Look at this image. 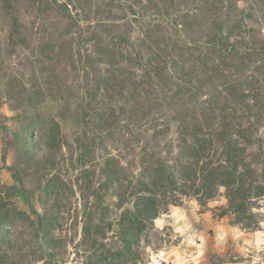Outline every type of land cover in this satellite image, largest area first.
I'll use <instances>...</instances> for the list:
<instances>
[{"label":"rangeland","instance_id":"374dc122","mask_svg":"<svg viewBox=\"0 0 264 264\" xmlns=\"http://www.w3.org/2000/svg\"><path fill=\"white\" fill-rule=\"evenodd\" d=\"M220 27L231 42L261 43L264 0H0V264H82L81 214L86 202L94 203V188L112 223L99 240L115 241L119 213L129 202L119 204L120 184L105 188L107 162L124 185L173 164L182 137L208 131L207 86L222 78L208 71L201 76L205 86L189 92L176 86L169 63L159 78L141 76L139 56H154L149 47L155 45L185 55L191 41L203 45ZM255 62L251 56L247 65ZM98 75L110 76L109 93L96 91ZM254 93L263 97L264 75ZM262 117L251 126L246 151L255 168L264 160ZM165 199L140 235L138 264H253L256 257L264 264V247L255 248V233L264 232V196L249 201L253 218L242 221L220 185L208 198L181 186ZM31 208L49 217L63 262L40 258ZM174 208L185 217L179 224Z\"/></svg>","mask_w":264,"mask_h":264},{"label":"trees","instance_id":"16d2710c","mask_svg":"<svg viewBox=\"0 0 264 264\" xmlns=\"http://www.w3.org/2000/svg\"><path fill=\"white\" fill-rule=\"evenodd\" d=\"M253 44L248 46L229 41V35H223L220 27L202 46L198 40L191 41L189 52L185 55L169 51L163 53L165 49L155 45L149 47L154 56H139L141 76L150 79L154 73L159 78L169 63L177 80L176 86H189V92L191 87L198 89L205 86L201 81L204 73L212 71L216 75L221 72V80L207 86L212 89L206 108L212 122L208 131L194 129L189 133V139L181 138V151L173 164L161 165L159 169L140 174L135 181L129 179L127 185L121 182L118 168L107 162L105 171L109 185L106 184L105 188L110 184H120L123 190L116 192L118 202L120 205L129 202V206L120 211L115 241L108 245L99 238L105 237L112 223L104 217L106 208L101 203L98 188L92 190L94 203L86 202L81 214L80 243L85 246L82 264H138L142 231L153 223L161 206L167 202V192L178 190L181 186L205 198L212 195L216 186H223L228 206L237 219L253 218L249 201L264 196V160L261 167L255 168L246 151L250 144L251 126L259 125L264 115V95L260 98L258 93H254L259 87L260 76L264 75V41ZM161 53L167 57L162 58ZM251 56L256 62L248 66ZM247 70L250 72L247 73ZM110 79V76L98 75L96 91L103 88L109 93L113 87ZM254 109L253 114L251 110ZM109 117H116L113 109ZM250 118L255 120L250 121ZM12 170L23 186L22 178L15 169ZM87 187L91 188L90 184ZM43 192L46 197L53 196L48 184L43 187ZM31 213L33 232L42 251L40 258L53 263L63 262L64 258L57 255L48 229L49 217L40 215L34 208H31Z\"/></svg>","mask_w":264,"mask_h":264},{"label":"clouds","instance_id":"9594fccd","mask_svg":"<svg viewBox=\"0 0 264 264\" xmlns=\"http://www.w3.org/2000/svg\"><path fill=\"white\" fill-rule=\"evenodd\" d=\"M192 203L195 206V201H193ZM171 217L175 220V222L177 224H179L180 221L185 220V217H184V215H182L180 213V210L175 209V208L171 212ZM163 223H164L163 217L156 221V224L158 226H162ZM176 231L177 232H184V231H186V229L182 228V227H176ZM233 231H235L237 233V236L241 235L237 229H234ZM218 239L221 241L224 240V233H223L222 229L220 230V234L218 235ZM189 243H192V241L190 240ZM245 243H251V241H245ZM262 247H264V232L258 231L257 233H255V248L257 251H259V250H261ZM160 255L163 256V253H161ZM257 260H259V257L254 258L253 264H256Z\"/></svg>","mask_w":264,"mask_h":264}]
</instances>
